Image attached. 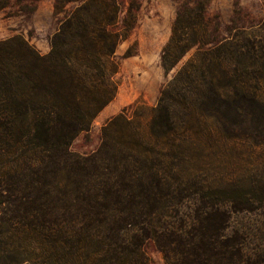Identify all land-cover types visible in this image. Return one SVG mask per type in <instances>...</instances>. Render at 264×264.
Here are the masks:
<instances>
[{"label":"trees","instance_id":"trees-1","mask_svg":"<svg viewBox=\"0 0 264 264\" xmlns=\"http://www.w3.org/2000/svg\"><path fill=\"white\" fill-rule=\"evenodd\" d=\"M74 1L48 53L0 40V264H152L149 243L166 264H264V27L224 35L202 0L181 5L156 104L112 117L81 155L135 15L55 5Z\"/></svg>","mask_w":264,"mask_h":264},{"label":"rangeland","instance_id":"rangeland-1","mask_svg":"<svg viewBox=\"0 0 264 264\" xmlns=\"http://www.w3.org/2000/svg\"><path fill=\"white\" fill-rule=\"evenodd\" d=\"M132 6L134 25L128 37L116 48L114 61L116 82L114 98L93 119L87 132L80 133L71 143L72 152L86 155L95 151L100 142V129L112 117L131 112L134 103L154 106L161 86L174 70L166 74L161 66V51L171 35V26L178 9L193 0H118ZM209 17L218 22L225 35L239 28L246 34H260L264 27V0H202ZM82 1L66 2L60 9L55 0H0V40L21 36L41 54L50 49L49 38L60 19L73 11ZM124 14V13H123ZM191 55L188 52L181 65ZM254 59V58H253ZM258 59V58H255ZM251 60V58H250ZM176 67V68H177ZM258 94L264 96V68ZM251 85L255 78L249 75ZM152 264H166L152 243L146 246Z\"/></svg>","mask_w":264,"mask_h":264}]
</instances>
